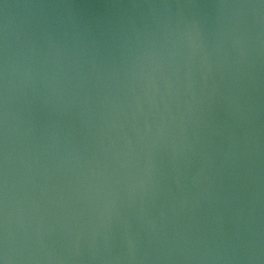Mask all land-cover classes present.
<instances>
[{
	"label": "water",
	"instance_id": "95a60500",
	"mask_svg": "<svg viewBox=\"0 0 264 264\" xmlns=\"http://www.w3.org/2000/svg\"><path fill=\"white\" fill-rule=\"evenodd\" d=\"M0 264H264V0H0Z\"/></svg>",
	"mask_w": 264,
	"mask_h": 264
}]
</instances>
